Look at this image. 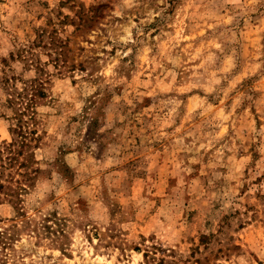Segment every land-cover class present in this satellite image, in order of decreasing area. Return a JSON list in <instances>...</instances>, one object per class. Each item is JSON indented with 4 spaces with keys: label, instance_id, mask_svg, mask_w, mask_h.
Instances as JSON below:
<instances>
[{
    "label": "rangeland",
    "instance_id": "1",
    "mask_svg": "<svg viewBox=\"0 0 264 264\" xmlns=\"http://www.w3.org/2000/svg\"><path fill=\"white\" fill-rule=\"evenodd\" d=\"M0 151V264H264V0H0Z\"/></svg>",
    "mask_w": 264,
    "mask_h": 264
},
{
    "label": "trees",
    "instance_id": "2",
    "mask_svg": "<svg viewBox=\"0 0 264 264\" xmlns=\"http://www.w3.org/2000/svg\"><path fill=\"white\" fill-rule=\"evenodd\" d=\"M11 77H4L2 79L3 86L2 88L5 90H8L6 102L11 107V111L13 116H11V120H14L13 123L10 124L8 127L11 133H16V135L19 137V140L12 139L11 142L7 143L5 145V149L11 156H7L6 158L9 160L10 163L12 161H15V154L19 153L20 150L18 149L16 151V147H29V144L26 142L29 137V141L33 139V136L35 134L34 130H24V124L26 121H23L22 115L27 112H31V115L34 116V113H36L35 106L37 105L40 98L45 96V91L42 82H37L35 79L30 80L28 83H25L23 86L18 87L16 84V81L13 83L10 82ZM13 80V79H12ZM21 107V108H20ZM16 145V146H14ZM16 152V153H15ZM2 151H0V161L2 162ZM28 157L30 160L31 157H33V152L28 154ZM3 163V162H2ZM25 161H20V166H25ZM1 168H3V165H0ZM0 168V193L4 192V188L6 187L2 180V174L3 171ZM18 189L25 190V187L19 186ZM11 194V193H8ZM13 195V194H12Z\"/></svg>",
    "mask_w": 264,
    "mask_h": 264
}]
</instances>
